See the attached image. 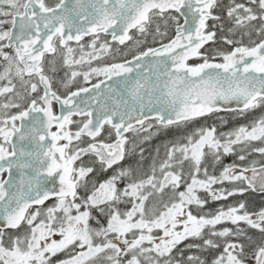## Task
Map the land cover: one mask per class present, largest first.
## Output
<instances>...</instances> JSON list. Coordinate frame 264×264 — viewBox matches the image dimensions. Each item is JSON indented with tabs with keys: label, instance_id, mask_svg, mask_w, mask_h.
<instances>
[{
	"label": "snow or ice",
	"instance_id": "snow-or-ice-1",
	"mask_svg": "<svg viewBox=\"0 0 264 264\" xmlns=\"http://www.w3.org/2000/svg\"><path fill=\"white\" fill-rule=\"evenodd\" d=\"M149 35L159 47L93 66L113 42L139 49ZM46 54L68 69L59 88ZM0 61V175H9L0 179V264H52L57 254V264H264V208L240 201L204 212L209 201L264 193V163L223 164L264 158V0H0ZM256 110L219 135L215 125L183 132L163 159L156 150L148 172L142 147L135 165L121 164L138 148L125 133L142 144L220 111ZM46 178L58 190L43 188Z\"/></svg>",
	"mask_w": 264,
	"mask_h": 264
},
{
	"label": "flooded vegetation",
	"instance_id": "flooded-vegetation-1",
	"mask_svg": "<svg viewBox=\"0 0 264 264\" xmlns=\"http://www.w3.org/2000/svg\"><path fill=\"white\" fill-rule=\"evenodd\" d=\"M58 0H46V3L49 4L50 6H53L55 3H57ZM181 23H183V18H181ZM212 21H209V24L211 25ZM5 27H8V25H5ZM134 36H137L138 34L135 32V30H132V33ZM174 34V33H171ZM91 37L89 36H85L82 43L87 44L90 41ZM101 40H108L111 41V36H105L104 34H101ZM166 42V41H165ZM71 46L76 48L77 51L75 53L76 58H79V50L77 45L75 44V42H71ZM148 47H159V43H153L152 41V37L149 35L147 37V42L143 43L139 46V49H137V47L134 45V43L132 41L127 42V46L125 45H118L115 42L112 43V49H113V53L107 54L103 57L102 60L100 61H93V66H100L106 63H119V62H123L124 59H131V54L136 52L137 50H145ZM209 47V45H206L205 48L201 49V51H206V49ZM212 47H216L215 45H212ZM226 47V46H224ZM119 48L120 52L118 54H115V49ZM131 48L132 49V53H129L128 55H125L126 52H128V49ZM5 51H8L7 49H5ZM55 60L56 61V68L57 71L53 74L52 72H48V75L53 76L54 79V88H59V84L58 81L61 80L64 75L65 72L68 71L67 68L62 66V60L61 58L57 55V56H50L48 54H46V61L47 60ZM2 62V61H0ZM202 61L196 58H192L189 59L187 61V63L189 65H195L198 63H201ZM216 62H222L217 60ZM48 64L47 62L45 63V69L46 72L48 71ZM77 68V70H79V66H74ZM87 69V66H84V70ZM101 79H103V77H101ZM97 79L94 77L92 80V83H96ZM82 83V77L78 78V81L72 86L71 90L75 91L77 87L80 86V84ZM87 87H91V84L86 85ZM60 93L61 95L66 94L64 92L63 89H60ZM61 105L56 104L55 102L53 103V112L56 114H59V110H60ZM63 110V109H62ZM13 112H15L16 110L13 109ZM261 110H256V112L254 114H250L247 117H234L232 113L228 112V111H220L218 113H214L210 116L207 117H203L200 118L199 120H197L195 123L189 125L188 129H170L168 130L166 133L165 132H161L159 135H153L152 138L148 141H145L144 143H140L138 139H136L135 134L132 132H128L125 133L126 136H128L131 140L136 141V143L138 144V148L136 151L135 155H126L125 159L123 161H121V164L128 166V165H135L137 161L140 160V156H139V148H143L144 149V159L142 161L143 164V171H144V166L145 164H152V160L153 157L156 154V150L159 149V158L158 159H163L164 158V154H165V145H168L172 142H175L177 139H179L183 133V131H191L197 127H203V126H212L215 125L217 127V135H219V133L221 132H228L236 127H239L241 125H245L248 124L250 120H252L253 118H255V116H258L260 114ZM74 119H81L80 117H74ZM226 121V123H225ZM19 121H17V125L19 126ZM73 130L75 128V126H72ZM55 127H53L52 131H55ZM153 132H155V129L152 130ZM141 135H146V134H141ZM103 138V137H102ZM164 142V143H163ZM257 145H259V142H257ZM131 145H129L130 147ZM85 163H87L90 159H92L91 157H84L83 158ZM252 160H256L259 162L264 163V158H262L259 154L257 153H253L251 156L248 157V159L244 162L238 161L236 159V156L234 155H229L223 158V164L224 165H228V164H232V163H236V164H250ZM79 161L77 162V164L79 165ZM115 167V166H114ZM210 171H212L211 169H209ZM221 170V167L218 166L216 168V174H219V171ZM111 175V170H109L108 173L103 174L102 176L99 177V179H106L107 176ZM7 176V172L3 173L2 175H0V179H6ZM93 177H95V174H92ZM201 195H204L203 193H201ZM240 201H244L246 204V208L248 211L250 212H255V211H259L261 208H264V193H260V192H252V191H248L246 193H244L243 195H237V196H233V197H229L228 200H221V201H209V203L205 206L204 212H215L216 209H218L219 207H221L222 205L227 206V205H234L237 204ZM55 203V198H51L48 201H45V205L44 207L50 206L52 204ZM121 209H124V205H121ZM193 211H195V209H193ZM93 222V226H95V221ZM225 226H231V225H225ZM219 227V226H218ZM9 232L15 233V230H7ZM22 231V230H21ZM249 234L253 236V238L255 240H259L260 239V234L258 232H256L255 230H249ZM185 244L188 243V241L184 242ZM179 248H184V244H181L178 246ZM219 251L215 252V253H200L198 252L196 249H189L185 251V256L187 255H202V257L205 258H211L212 255H218ZM64 255L63 254H57V256L52 257V264H57V262L61 259H64Z\"/></svg>",
	"mask_w": 264,
	"mask_h": 264
},
{
	"label": "water",
	"instance_id": "water-1",
	"mask_svg": "<svg viewBox=\"0 0 264 264\" xmlns=\"http://www.w3.org/2000/svg\"><path fill=\"white\" fill-rule=\"evenodd\" d=\"M132 76L134 77V76H135V73H133ZM119 79H121V78H116V77H114L112 81H106V83L114 84V83H116ZM82 95H86V94H82ZM78 99H79V98H78ZM222 107H223V106H222ZM228 107H229V108H235L236 105L233 103V104L228 105ZM61 111H62V107H60L59 113H60ZM19 123H20V122H19ZM33 147H34V146L31 145V144H26V148H27L28 150H32ZM28 174H29V175L32 174V173H31V170H28ZM12 175H13V178H14V179L19 180V172H18V170L13 169V174H12ZM8 178H9V175H8V173H7L6 179H8ZM6 179H5V180H6ZM41 186H42L43 188H46V189H51V188L55 187V188L58 190V188H59L58 179H57L55 182H53V180H52L51 178H46V179L44 180V182L42 183ZM53 198H54V197H53Z\"/></svg>",
	"mask_w": 264,
	"mask_h": 264
},
{
	"label": "rangeland",
	"instance_id": "rangeland-1",
	"mask_svg": "<svg viewBox=\"0 0 264 264\" xmlns=\"http://www.w3.org/2000/svg\"><path fill=\"white\" fill-rule=\"evenodd\" d=\"M183 132H186V131H183ZM163 143H164V142H163ZM150 165H151V163H149V164H145V166H144V171H145V172L150 171ZM92 224H93V222H92Z\"/></svg>",
	"mask_w": 264,
	"mask_h": 264
}]
</instances>
